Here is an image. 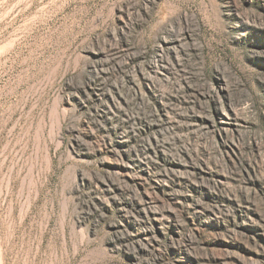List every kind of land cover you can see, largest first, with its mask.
Listing matches in <instances>:
<instances>
[{"label":"rangeland","instance_id":"1","mask_svg":"<svg viewBox=\"0 0 264 264\" xmlns=\"http://www.w3.org/2000/svg\"><path fill=\"white\" fill-rule=\"evenodd\" d=\"M0 264H264V0H0Z\"/></svg>","mask_w":264,"mask_h":264},{"label":"bare ground","instance_id":"2","mask_svg":"<svg viewBox=\"0 0 264 264\" xmlns=\"http://www.w3.org/2000/svg\"><path fill=\"white\" fill-rule=\"evenodd\" d=\"M146 213V217L147 219L145 218V220H157V216L155 214H150L148 212H145Z\"/></svg>","mask_w":264,"mask_h":264}]
</instances>
